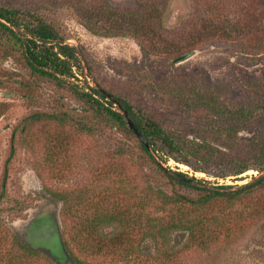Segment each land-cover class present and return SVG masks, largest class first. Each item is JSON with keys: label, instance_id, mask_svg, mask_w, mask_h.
I'll list each match as a JSON object with an SVG mask.
<instances>
[{"label": "rangeland", "instance_id": "obj_1", "mask_svg": "<svg viewBox=\"0 0 264 264\" xmlns=\"http://www.w3.org/2000/svg\"><path fill=\"white\" fill-rule=\"evenodd\" d=\"M144 1L0 0V6L43 19L65 44L79 51L85 76L71 83L105 91L107 100H124L181 141L203 143L217 151V160L204 170H197L202 168L194 158L184 165L153 157L168 175L179 172L198 187H228L226 191L264 176V34L253 28L264 26V14L253 16L248 31L214 38L199 27L193 39L185 42L184 34L196 30L190 18L199 15L191 0H168L161 16L165 34L156 39L151 54L129 36L98 37L82 24L107 29L112 26L110 11L116 14V23L117 12L139 9L143 13ZM240 2L222 13L230 22L239 20L246 8L252 16L256 3L262 4L260 10L264 8V0ZM98 9L103 15L94 13ZM89 15L94 18L87 19ZM2 43L0 39V264L19 255L14 236L24 235L32 223L47 217V240L34 245L26 239L31 247L47 251L59 264L68 263L65 246L83 264H114L110 256H91L81 248L74 239L77 222L109 214L115 209L112 205L119 203L144 227L149 219L157 223L178 217L182 209L163 203L154 191L192 200L200 195L158 173L131 135L93 116L72 87H58L30 74L19 53L11 52L7 44L2 50ZM184 55V60L174 62ZM36 113L56 115L63 122L29 119ZM79 121L95 125L96 130L79 131ZM235 162L245 165L246 171L231 175L228 166ZM58 163H68L71 169L57 167ZM231 203L213 200L194 212V218L207 223L225 222L218 229L219 239L208 248L190 245L176 230L161 243L130 234V245L139 248L136 258L124 264H172L166 254L173 256V264H264V187ZM252 211L257 214L250 216ZM121 231L116 221L99 227V235L106 240ZM58 236L65 242L63 248ZM37 252L31 264H57L50 255Z\"/></svg>", "mask_w": 264, "mask_h": 264}, {"label": "trees", "instance_id": "obj_2", "mask_svg": "<svg viewBox=\"0 0 264 264\" xmlns=\"http://www.w3.org/2000/svg\"><path fill=\"white\" fill-rule=\"evenodd\" d=\"M191 1L195 12L199 15V17H197L196 14H194V16L190 18L192 21L191 27L195 29L202 27L207 35L214 34V38L217 35L225 37L229 35L230 32H238V30L248 31L252 28L250 22H252L251 19H254L253 16H262L264 14V8L262 7L260 10L262 4L260 6L259 3H256L251 9L253 12L252 16L249 17V15H247L248 9L246 8L245 13H241L242 16L239 20L230 22L222 13L232 8L231 5L236 6L234 4H241L240 0ZM167 2L168 0H145V11L143 13H140L138 11L139 9L129 11L128 13L117 12L116 23H114L113 20L116 14H114V11H110L112 26H108L107 29L100 27L99 24L94 28L87 23L82 24L87 31L98 37L110 38L129 36L140 49L151 54V49L155 46L154 44H157L156 39H162V35L165 34L161 26V16L167 7ZM94 13L103 15L100 9L94 10ZM202 13L206 15L202 16ZM94 16L98 18L101 17L99 15ZM89 18L93 19L94 17L89 15L87 19ZM197 21L200 23L198 26L194 24ZM253 28L260 29L259 33L264 34V26H261V23L256 27L253 26ZM197 29H190L189 33L184 34L186 39L185 42L193 39V34H195ZM0 39L3 40L1 46L2 50L5 49L7 44L11 52L19 53V56L22 58L30 74L37 78L50 81L58 87H64L66 85L72 87V89L76 91L75 94L79 100L87 106L86 110L90 111L93 116H96L98 120H102L104 123H110V127L120 131L123 130L131 135V137L137 141L141 152L147 157L158 173L178 185L200 193L196 199L192 200L181 195L167 196L161 191H154L156 197L162 199L163 203L177 204L180 205L182 209L178 211V217L169 218L164 222H160V219H158L157 223L155 220L149 219L144 227L141 225L138 217L135 218V216L128 215V212L120 207L121 205H119V203L112 205L115 209L109 214H95V218L89 221L80 220L76 223L77 227L74 239L77 243H80L81 248L89 255L100 257L110 256L114 264H124L131 257H133V259L136 258L139 248L137 244L133 247L130 245V239L128 237L130 234H140L141 238H143L144 235L145 237L149 236L154 242L159 240L161 243L165 242L168 233L174 230L186 236V242L190 245L208 248L209 244L216 243L219 239L221 232H218V229L223 228L225 222L220 223L217 220V222H219V224H217L213 219L207 223L206 220L194 218L193 215L196 214L194 212L204 209L213 200H223L232 204V201L254 193L256 190L264 187V176L256 179L254 178L251 182L237 187L233 191H226L228 187H216L215 189L198 187L195 182H193L194 180L192 178H187L186 175L179 172L173 173L172 176L165 173L162 167L154 161L152 154L159 160L166 161L171 159L176 163L184 165H188V159L194 158L197 162H200L199 164L202 168L197 170H204V166L214 164L215 160H217L215 155L217 151L214 147L204 145L203 143L181 141L174 133L165 130L159 123L147 117L138 109L133 108L124 100L117 97H110V99L107 100L105 91L101 92L92 89L88 87L86 83L83 84L84 88L71 83L72 81L78 82V76L79 78L85 76L82 70L83 66L80 65L79 51L75 47L65 44L64 40L53 26L43 19L17 9L0 6ZM85 89L88 90V93L84 91ZM114 104L116 105V109H114ZM121 112L126 113L127 118L133 123L141 138L146 141L152 154L142 146L132 131L128 129ZM42 117L57 123L63 122V119L56 115H48L46 117L39 113L30 116L29 119L39 121ZM79 122L80 123L77 125L79 131L91 133L96 130L95 125L88 126L86 123ZM11 150L12 147L10 146V154L6 158L3 166L1 181L2 190L4 186L3 180L6 176V166L11 156ZM52 152H54V150H52ZM56 155L59 156V154ZM238 158L240 159V157ZM54 161L55 159L53 162ZM56 166L65 167V169H68L67 171L71 169L68 163H58ZM228 167L230 168L231 175L234 176L245 172L247 169L245 165L238 162ZM256 214L255 211L249 213L250 216H255ZM112 221L117 222L122 229L121 233L113 240H106L104 239L105 236L101 238L99 235V227L102 224ZM25 226L23 229H25ZM222 236H225V233H223ZM12 243L16 246L19 255L8 258L6 264H31V259L36 256L38 253L37 251L49 255L45 250L31 247L25 243L23 235L21 234L20 236L18 234L14 236ZM91 244L93 245L90 246ZM59 245L63 248L65 242L63 244V242L59 240ZM65 250V257L68 261L67 264H71L70 260H72L74 264H83V262L71 255L66 246ZM172 257L171 254H166L165 258L168 263L173 264L174 260L171 259ZM51 259L59 264L54 257Z\"/></svg>", "mask_w": 264, "mask_h": 264}, {"label": "flooded vegetation", "instance_id": "obj_3", "mask_svg": "<svg viewBox=\"0 0 264 264\" xmlns=\"http://www.w3.org/2000/svg\"><path fill=\"white\" fill-rule=\"evenodd\" d=\"M49 232H50V220L47 217L46 220L41 219L39 222L36 221L35 223H32L29 229L27 231H24L25 234L23 233L24 234L23 240L25 243H27L26 241L28 240L30 243L37 245L39 241L47 240L46 235Z\"/></svg>", "mask_w": 264, "mask_h": 264}, {"label": "water", "instance_id": "obj_4", "mask_svg": "<svg viewBox=\"0 0 264 264\" xmlns=\"http://www.w3.org/2000/svg\"><path fill=\"white\" fill-rule=\"evenodd\" d=\"M185 58H186L185 55H184V56H181V57L177 58L176 60H174V62H175V63L180 62V61L184 60ZM107 97H108V96H107ZM114 106H116V105L114 104ZM121 115L124 117L128 129H129L130 131H132V133H133L134 136L140 141V143L142 144V146H143V147H144L149 153L152 154V152H151L150 148L148 147L146 141H144V140L141 138L140 134L137 132V130H136V128L134 127L133 123L127 118L126 113H125V112H121ZM152 157H156V156H155L154 154H152ZM153 159H154V158H153ZM157 164H158V163H157ZM159 166H160V165H159Z\"/></svg>", "mask_w": 264, "mask_h": 264}]
</instances>
